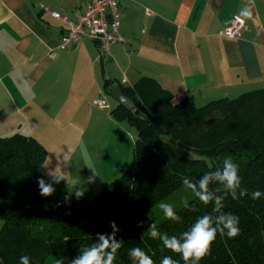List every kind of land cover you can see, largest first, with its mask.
Returning <instances> with one entry per match:
<instances>
[{
    "label": "trees",
    "instance_id": "1",
    "mask_svg": "<svg viewBox=\"0 0 264 264\" xmlns=\"http://www.w3.org/2000/svg\"><path fill=\"white\" fill-rule=\"evenodd\" d=\"M112 83L104 78L105 93ZM119 86L134 107L118 102L109 114L136 130L131 159L120 176L92 196L67 202L64 179L47 180L40 171L46 159L40 142L20 132L0 136V264H21L25 256L28 264H44L50 255L74 264L91 247L99 248L101 237L120 244L113 264H139L130 254L133 248H140L154 264H161L165 256L184 264L181 254L167 249L160 237L182 243L183 233L204 215L211 218L217 236L199 264H264V86L201 106L188 96L173 103L172 95L150 77ZM135 109L147 123L135 117ZM225 158L238 166L236 199L214 176L222 171ZM206 175L212 200L203 204L185 181L199 191ZM39 180L54 187L52 195L40 194ZM180 188L192 195L174 209L177 220L163 216L149 219L145 227L137 225ZM254 191L261 193L255 200ZM229 212L239 217L240 228L231 239L226 231L220 233L218 223ZM153 224L159 233L155 239L149 236Z\"/></svg>",
    "mask_w": 264,
    "mask_h": 264
},
{
    "label": "crops",
    "instance_id": "2",
    "mask_svg": "<svg viewBox=\"0 0 264 264\" xmlns=\"http://www.w3.org/2000/svg\"><path fill=\"white\" fill-rule=\"evenodd\" d=\"M118 3L123 42L100 63L98 45L88 38L59 48L65 24L49 13L75 20L86 0H0V136L20 132L40 142L46 150L40 171L49 180L42 170L56 171L55 159L64 153L68 162L94 155L96 161L81 166L91 171L126 167L134 127L115 121L110 110L99 117L85 109L104 92V78L112 88L150 77L173 103L188 96L195 106L264 86V0ZM234 16L245 21L242 36L220 35ZM100 136L104 144L93 146ZM54 261L64 264L51 255L44 264Z\"/></svg>",
    "mask_w": 264,
    "mask_h": 264
},
{
    "label": "clouds",
    "instance_id": "3",
    "mask_svg": "<svg viewBox=\"0 0 264 264\" xmlns=\"http://www.w3.org/2000/svg\"><path fill=\"white\" fill-rule=\"evenodd\" d=\"M215 178L220 181L226 189L231 190L233 194V199L235 197V189L239 187L241 179L238 176V166L233 163L230 158H225L223 160L222 171H217L214 174ZM208 176L206 175L199 182V191L196 190V185L185 184L192 188L195 192L196 197L203 203L208 204L212 200V195L208 191ZM38 186L40 188V194L42 196L52 195L55 191L54 187L51 185L46 186L43 180L38 181ZM244 195V192H241ZM261 193L259 191H254L252 193V199H257ZM217 207L220 206V199L216 200ZM158 207L162 210L164 216L170 220H177L173 207L170 203L161 201ZM218 223L222 225L219 229L220 233L223 235L226 231V235L229 239L235 238L240 234L239 228V217L227 213L226 215H221L218 218ZM113 228H115L114 222H111ZM159 235L156 225L153 224L149 229V236L155 239ZM217 228L212 226V220L208 215H204L202 218L196 220L194 225L191 227L189 232L183 233V242L181 243L175 237L169 238L168 236H161V240L164 246L171 250L172 252L181 254L184 264H188L191 260L193 264H199L206 255L211 252V244L216 239ZM102 244L99 248L91 247V250L86 251L83 255L74 261V264H113L115 260L116 250L120 247V244L113 242L109 244L108 240L104 237L100 238ZM106 249H110L105 253ZM107 255V259H102L103 255ZM134 258L139 260V264H154L153 260L147 256L140 248H133L130 253ZM21 264H28V257H21ZM54 264H59L58 261H54ZM161 264H177L169 256H165L161 261Z\"/></svg>",
    "mask_w": 264,
    "mask_h": 264
},
{
    "label": "built area",
    "instance_id": "4",
    "mask_svg": "<svg viewBox=\"0 0 264 264\" xmlns=\"http://www.w3.org/2000/svg\"><path fill=\"white\" fill-rule=\"evenodd\" d=\"M49 13L65 24L58 43V47L61 49L82 38H88L97 43L99 59L105 60L111 56V46L123 42V37L119 32L118 0H86V5L75 20L54 10H49ZM245 29L244 19L234 16L229 24L220 31V35L237 39L242 36ZM94 104L100 108H108L104 98L95 99Z\"/></svg>",
    "mask_w": 264,
    "mask_h": 264
},
{
    "label": "rangeland",
    "instance_id": "5",
    "mask_svg": "<svg viewBox=\"0 0 264 264\" xmlns=\"http://www.w3.org/2000/svg\"><path fill=\"white\" fill-rule=\"evenodd\" d=\"M96 98H104L106 100V103L108 104V108H100L95 104L93 105V103L90 101V103L87 105V107H85V109H86V111H89L90 114H92L93 116L104 117L103 115H105L106 112H108L109 110H111L115 106L116 100L114 98H112L108 93H104V92H100L96 96ZM130 131H131L132 135L135 136L136 130L134 128H132ZM108 134H109V130L107 131V135ZM100 138H101V136H100ZM100 138L96 137L95 139H92L93 146H96L97 143H98V145L103 143V140H104L103 138H101V142L99 140H97ZM109 150L111 151V149H109ZM131 154H132V150H130L127 153V158L124 159V160H126L127 164L129 163V161L131 159ZM111 155H113V154H111ZM67 158H68L67 153H64L63 155H60L55 159L56 171H54L53 173H47L45 170H42L46 177H50L52 179H53V177L59 176L58 175L59 171L63 172V176L66 180H68V186H69V193L66 197L67 202H71L75 198H87L89 196L96 194L107 183H109L110 181H112L115 178H117L118 176H120V174L125 169V168L124 169L119 168L117 170L115 169L116 171L111 169V171H110V169L103 164V168H99L98 167L99 165H96V167L93 168L92 171L87 167L88 173H85V171H87V169H84L81 166L86 165V164L88 165L90 161L91 162L96 161L97 159H94L95 158L94 155L89 156L86 154L84 157H81V158L79 157V159H72V160H70V162H68ZM100 160L101 159H99V161ZM114 162H116V160H114L112 158L111 163H114ZM76 164H79V165L77 166ZM77 169H78V171H77ZM46 179L49 180L48 178H46ZM76 180L78 181L79 186H77V184L75 182ZM78 187H79V190L81 189L80 191L82 193L77 192ZM85 188H87V189H85ZM82 189H85V190H82ZM191 195L192 194L189 190H187L185 188H180V189L176 190L174 193H172L169 197L165 198L162 201L170 203L173 207V210H174V209H177L178 207H180L181 205H183L185 203V201L191 197ZM159 203L156 204L154 207H152L148 212H146L142 216V219L139 220L140 222L138 221L139 223H137L138 226L145 227L149 224V219H152V221H153V220H158L164 216L162 210L158 207ZM1 224H2V220L0 219V227H1ZM51 256L56 257L53 255H51ZM56 259H59V258L56 257ZM63 262H64V264L65 263L69 264L65 261H63Z\"/></svg>",
    "mask_w": 264,
    "mask_h": 264
},
{
    "label": "water",
    "instance_id": "6",
    "mask_svg": "<svg viewBox=\"0 0 264 264\" xmlns=\"http://www.w3.org/2000/svg\"><path fill=\"white\" fill-rule=\"evenodd\" d=\"M108 94L117 100L119 103L123 104L128 108H133L134 103L131 99L125 96L120 88L119 85H114L109 91ZM135 117L140 120L141 122L147 123L148 120L144 117V115L137 109L134 110Z\"/></svg>",
    "mask_w": 264,
    "mask_h": 264
}]
</instances>
